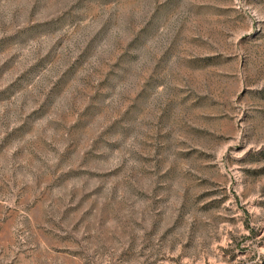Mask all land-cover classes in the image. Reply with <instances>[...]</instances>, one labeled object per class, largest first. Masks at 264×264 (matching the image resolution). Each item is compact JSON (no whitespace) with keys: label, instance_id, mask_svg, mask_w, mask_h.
<instances>
[{"label":"rangeland","instance_id":"rangeland-1","mask_svg":"<svg viewBox=\"0 0 264 264\" xmlns=\"http://www.w3.org/2000/svg\"><path fill=\"white\" fill-rule=\"evenodd\" d=\"M0 264H264V0H0Z\"/></svg>","mask_w":264,"mask_h":264}]
</instances>
